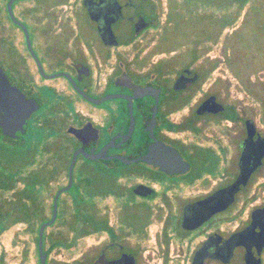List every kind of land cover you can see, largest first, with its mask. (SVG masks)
Wrapping results in <instances>:
<instances>
[{"label": "flooded vegetation", "instance_id": "flooded-vegetation-1", "mask_svg": "<svg viewBox=\"0 0 264 264\" xmlns=\"http://www.w3.org/2000/svg\"><path fill=\"white\" fill-rule=\"evenodd\" d=\"M16 1L12 15L27 33L9 0H0V73L10 88L8 115L29 113L20 135L0 121V150H9L0 166L8 164L13 183L0 192V231L49 221L71 178L46 228L64 216L69 195L72 223L80 228L78 218L89 217L88 264L123 255L141 264L149 242L162 264H264V132L238 102L213 90L194 95L218 67L198 62L197 49L177 60L144 48L161 24L164 39L163 23L179 7L163 13L161 0H37L17 9ZM250 96L264 124V97ZM206 101L217 111L200 109ZM27 133L34 138L23 151Z\"/></svg>", "mask_w": 264, "mask_h": 264}, {"label": "rangeland", "instance_id": "rangeland-1", "mask_svg": "<svg viewBox=\"0 0 264 264\" xmlns=\"http://www.w3.org/2000/svg\"><path fill=\"white\" fill-rule=\"evenodd\" d=\"M37 0H17L15 8L25 6ZM163 3V13L170 11V6L176 4L179 8V16L171 13L167 15L168 20L164 24L174 43L163 42L158 35L163 32L162 24L156 30L149 33L153 39L146 38L144 48H159L169 50L163 57L181 56L177 60L187 59L186 52L195 48L198 50V62L202 60H218V67L205 79L201 88L194 90V95L200 97L204 92H219L220 98L226 102L239 103L238 107L242 112L252 116L257 128L264 132V124L260 112V104L244 90L239 77L235 76L232 68L242 72L241 77L249 79L256 85L264 82V56L257 51L258 43H255L254 24L255 16L264 15V0H161ZM165 15H162L163 20ZM163 22V21H162ZM209 34L210 37H208ZM233 33V48H224V37ZM254 41V42H253ZM253 46L245 47L247 44ZM232 43V44H233ZM256 51V52H255ZM232 55L233 66L225 62L226 56ZM254 56V57H253ZM155 58H159L158 56ZM237 66V67H236ZM262 110V109H261ZM27 133L21 150H29V143L32 141ZM8 150H0V155L7 157ZM31 151V150H30ZM20 187L22 185H19ZM58 185H50L49 191L53 194V189ZM10 191L3 194L8 198ZM52 196L49 195L42 204L46 210L45 214L50 215V204ZM64 216L60 217L57 224L48 227L44 232L45 250L48 251L47 264H88L90 255V244L93 240L91 236H78L77 231L71 230L69 222L71 217L67 216L73 209L72 200L69 195H64ZM38 223H35L30 230L25 223L9 225L5 230L0 231V264H40L38 257V247L36 245ZM75 228H79L76 223ZM56 234H61L60 242L56 240ZM105 234L97 235L96 241H104ZM57 242V243H56ZM147 249L143 252V262L141 264H162V254L152 248V242L147 243ZM172 264V263H171Z\"/></svg>", "mask_w": 264, "mask_h": 264}, {"label": "trees", "instance_id": "trees-1", "mask_svg": "<svg viewBox=\"0 0 264 264\" xmlns=\"http://www.w3.org/2000/svg\"><path fill=\"white\" fill-rule=\"evenodd\" d=\"M255 17H256L255 18V24H254V27H255L254 28V34H255V37H256L255 38V43L256 44L258 43V46H257L258 54L264 56V15H261L259 17L255 16ZM206 34H207V32H206ZM209 34L210 33L207 34L208 37H210ZM170 36L173 37V34L172 33L171 34L168 33L167 39L161 40L162 43L163 42H165V44H166V42L174 43L175 41L171 40ZM233 42H234L233 33L226 34L225 37H224V48L226 49V48L230 47V48H233L235 50V46H234L235 44ZM253 42L250 45L247 44L245 47L253 46ZM192 49H195V48H192ZM190 56L193 59L196 58V56L194 54H192ZM218 62H219L218 60H210L209 64L216 65V64H218ZM225 62L228 65H230V66H233L234 63H236L234 61L232 55L226 56ZM232 69L235 70L234 71L235 76L239 77L240 82L242 83V85H243V87L245 89L244 91L248 95H252L255 98H258L260 100L263 99V97H264V84H261V88L258 89L257 86H254L253 84L250 83L249 79L241 77L242 72L238 71V69H235V65L233 66ZM262 105L264 106V101L263 100H262ZM7 152H9V150ZM8 155H9V153L7 154V156ZM6 161H8V158H6ZM29 187H30L29 188V192H31V193L35 192V189H36L35 184L32 183ZM12 188H13L12 177H11V173H10L9 168H8V164L6 163L5 165H1L0 166V192L8 191V190H10ZM32 203H33V207H34V204L36 203V201L32 200ZM7 217H9V215ZM34 218H35L34 216H31V219H34ZM15 219H16V221H18L20 219H25V217L16 216ZM78 219L80 221V228L78 229V234L80 236H87L90 233L89 217H80ZM39 220H44V218H39ZM99 224H101V223H97V225H96V228L98 230L101 229ZM70 226H71V228H75L74 227L75 226V222L72 223V221H71ZM46 252H48V251H46Z\"/></svg>", "mask_w": 264, "mask_h": 264}, {"label": "water", "instance_id": "water-1", "mask_svg": "<svg viewBox=\"0 0 264 264\" xmlns=\"http://www.w3.org/2000/svg\"><path fill=\"white\" fill-rule=\"evenodd\" d=\"M16 1V0H9L8 2V8L10 11L11 16L12 12H11V4ZM14 19V17H13ZM15 20V19H14ZM16 21V20H15ZM17 23H19L18 21H16ZM21 24V23H19ZM21 26L24 28L25 33H27L25 27L21 24ZM108 32L110 34V27ZM113 36V35H112ZM114 38V37H113ZM114 40V39H113ZM53 76H57V75H53ZM139 90H141L144 93H147L148 89L146 88H140L138 87ZM10 88H8L7 83H6V79L2 77V73H0V108L5 107V111H6V116H2V120L1 121V125L3 126L4 130L6 131V133L9 132H13L15 131V133H17V135H20L21 133H23V130L26 128V124H27V114L29 113V110L27 111L26 108L25 110H22L20 112L21 115H19V117H17V119H13L11 116L12 114L9 112L10 115H8V94H9ZM84 95V94H83ZM86 96V95H84ZM119 95H108L103 99H107V98H113ZM87 97V96H86ZM7 98V99H6ZM88 98V97H87ZM216 106H219L217 103H215L214 101H206L204 102L200 109L203 107H209L210 109L217 111ZM200 111V110H199ZM18 116V114H17ZM75 132H79L78 130H74ZM75 157H76V153L73 154V158H72V164L75 161ZM71 186V178L69 180V183L66 187L61 188L55 195L54 197V202H53V215L51 217V219L47 222H44L40 225L39 229H38V252H39V259H40V264H47L46 263V253L43 250V237H44V230L47 226L51 225L54 220H55V215H56V209H57V199L58 196L60 195V193H62L63 191H66L70 188ZM109 264H134V258L131 255H123L121 259L117 260V261H112Z\"/></svg>", "mask_w": 264, "mask_h": 264}]
</instances>
